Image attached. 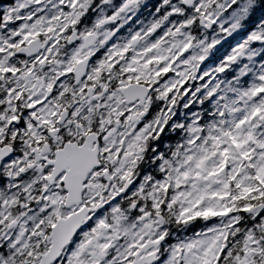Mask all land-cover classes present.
Wrapping results in <instances>:
<instances>
[{"label": "snow or ice", "instance_id": "6c2138e0", "mask_svg": "<svg viewBox=\"0 0 264 264\" xmlns=\"http://www.w3.org/2000/svg\"><path fill=\"white\" fill-rule=\"evenodd\" d=\"M0 264H264V0H0Z\"/></svg>", "mask_w": 264, "mask_h": 264}]
</instances>
